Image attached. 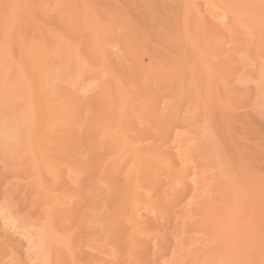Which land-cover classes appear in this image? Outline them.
<instances>
[{
	"label": "rangeland",
	"instance_id": "obj_1",
	"mask_svg": "<svg viewBox=\"0 0 264 264\" xmlns=\"http://www.w3.org/2000/svg\"><path fill=\"white\" fill-rule=\"evenodd\" d=\"M3 1H7V3L9 1H11V3L18 2L16 4L17 6L15 5L16 10H13L15 6L11 7L12 4L7 6V4L3 3ZM3 1L0 0V15H2V17L0 18L2 20H0V24L3 23L1 24L2 28L0 26V31H3V34L0 33L2 34V37L0 36V69L2 66H4V64H8L7 68H3L8 75L4 72V75H1L4 77L6 74L5 77L7 78H4V84L1 81L3 79H0V83L2 85H0V87H2L0 88V90H3L7 84L6 87L9 88V93L11 92V94L14 95L12 96V98L16 100V102L13 101V99H0V113H2V110L4 109H9L10 111L8 110L5 112L4 110L3 112L7 114L8 112H11L9 114H11L14 118L13 119L11 117V119H9L6 116L7 114L5 115L6 117L2 116L3 113L0 114V122L5 124V126L4 124L2 126V123H0V136H2L6 132H10L11 134V139L6 140L4 144L0 140V146H3L0 147V264H133L134 261L137 264H264V0H186L187 3H185V0H94L95 5L92 4L93 6H91L93 0H89L90 3L89 1H87L88 3H85L86 0H83L84 4L82 0H19L20 2L17 0ZM82 4L84 5L83 7ZM20 6H22L23 8H21ZM90 6L92 8H97L95 9V11L97 10L96 12L98 14L106 11L107 13L104 12V18H106V16L110 17V15L107 14H111V11H115V13L113 12L114 14H111V17L114 15L112 17L113 19H109L107 17L108 20L105 22V20H103V17H99L96 13L98 16V19H96V23V20H91L88 18V12L86 11L87 13H85L84 10L86 9H83L84 7L89 8V11L91 8ZM43 7L46 10L43 9ZM8 8L11 9V11L9 12L10 14L12 13L11 15L7 13V11L9 10ZM48 8L51 12H49ZM107 10H109V12ZM126 11H128V13ZM4 12L9 15V18H11L10 21H12V18H15L14 16H16V19L17 17H21L19 12L22 13V17L20 20L21 22L18 21L21 25L17 24L18 22L15 21V19L14 21L17 23H14L13 21L16 26H20L19 29L21 30H18V27L15 28L16 26H12V22H9V24L6 25L4 24V22L7 23L6 17H8ZM14 13L15 15H13ZM118 14L119 16L122 15L121 18L118 16ZM3 15H5L6 17L3 18ZM103 15L104 14H102V16ZM157 15L158 17L161 16L160 19H157ZM117 17H119L121 20ZM123 17H125V19ZM150 17L155 19H150ZM2 18L6 19V21L3 22ZM87 18L92 21L91 23L90 21H87L90 23V26H88L92 27L96 25L95 28H97V31L94 28L96 33L93 31V29L91 30L92 32L89 31V33H91L90 37L92 38H90L91 42L88 38L89 36L87 35V30H89V27H87L86 25L87 22H85L86 20H88ZM17 20H19V18ZM101 20L103 21L101 22ZM118 20L120 21L118 22ZM152 20L153 22L155 20V23L157 21V25H161L156 26V24H153V22H151ZM162 20L163 23L161 22ZM133 22L135 23V25H138L140 27V31L141 29L144 30L143 34L147 32V35L145 34L146 36H141L143 38H148L146 39L148 40L147 44L145 43L146 40L143 38H140L141 40L136 39L138 33H140V36L142 32L138 30V26L137 29L136 26L133 25ZM100 23L101 25H99ZM37 24H41L45 29H47L46 31L48 34L46 36H48V38L43 35L46 34L44 31L45 29L42 27H39L38 29ZM105 24L108 26H106ZM123 24L125 27L127 24L128 27L126 28H128V30H126L129 33H126V30L124 29V34L121 33L123 32V30L119 31V29H122ZM164 24L166 25V29L164 27ZM4 25L7 27H3ZM115 25L121 26V28H117ZM112 26H115L116 28ZM169 26L172 27L171 30H167V28H170ZM11 27H14L13 30ZM110 27L111 29H116V31L112 29V32L108 33L111 35L110 38L112 39H109L107 35V31L111 30ZM175 28H177V30ZM40 29L44 33H41ZM130 29L132 33L130 32ZM135 29L139 32L136 33ZM156 29L160 31V33H158ZM17 30L19 32H22L18 33ZM29 30L30 32H28ZM23 31L26 32L24 33V35H26L27 37V42H25L26 40L23 35ZM36 31H39L40 35L42 34L43 42L36 39L41 37L40 35L38 36ZM166 31L168 34L164 33L165 35L170 36V34H174L172 40H177L178 44L181 40V45H178L176 41L171 42L170 40H165L164 38H167L168 36H165L163 40L165 41V43H167V41H170V44L168 43L169 45L163 43L161 39L159 40V38L163 37L161 32ZM103 32L104 34H102ZM178 32L179 34H176ZM8 34H13L14 36H8ZM19 34H22L23 37L19 38L21 36H18ZM129 34L130 37L128 36ZM131 34H133V36L135 35L134 38L131 37ZM160 34L162 37L160 36ZM15 35L19 39L23 38L24 47L22 46V49L24 48V51L26 53L29 51H32V53H34L35 51L34 55L32 56L29 55L30 52L29 54L27 53V55H29L27 58L31 60L30 63L32 62V64L28 63V65L30 64L31 66H29L30 70L28 69L29 67L27 65L29 59H27V61L25 58L26 62L24 61V57L22 56L23 50L21 52V50L19 49L20 47H18L22 45V41L18 40L17 38V40L21 43L20 45L18 41L14 40L16 39ZM112 35H115L114 38L112 37ZM125 35V38L127 40L132 38L128 40V43L126 42L125 38H122V36ZM171 36L169 37V39L171 38ZM176 36L181 39H176ZM7 37L12 39L8 41L9 38L7 39ZM96 37L99 38V40ZM174 37L175 39H173ZM33 38L38 40L36 41V43L41 42L43 46L41 45V43L39 45L36 43L32 45L33 41L35 42ZM101 38L104 40V43L101 42L103 41ZM6 39L8 42L6 41ZM50 39L53 40V44L58 40L57 43L60 42L63 46H61L60 43H56L58 45V48H56L57 45L54 44V47L56 49L55 50ZM96 39L98 40L97 43ZM44 40L49 42L51 41L50 43L53 48H51L52 50L48 48L51 56L52 54L54 55V53H56L54 55L55 58L52 57L51 59L57 60L56 57L61 53V57L59 56L60 59L57 60L58 62H52L54 63L53 65H51V62H47V59H50L49 54H47V56L49 57L46 58V61H42L41 57L43 56L44 51H46V47H50L46 46V42L44 43ZM105 40H108L109 43H107L108 41H106L105 43ZM119 40H122V43ZM138 40H140V42H138ZM11 41H13V43H11ZM92 41H94L93 46L91 44L93 43ZM124 41L126 43H123ZM141 41L143 43H141ZM132 42L134 43L133 50L131 49V47L133 46ZM237 42H240V44ZM25 43L28 44L25 45ZM101 43L103 44V46H105V44L107 45L103 47ZM96 44L97 48L94 46ZM123 44L126 45L124 46ZM127 44H131V47L129 48ZM4 45H6V47ZM28 45L31 48L33 46V48L29 50ZM47 45L50 44L47 42ZM35 46H38V49H36ZM91 46L94 50H98V48L100 47V51L96 50L95 52L93 50L92 52ZM193 47H195V50L197 51L196 54ZM6 48H9V50L10 48H12V51L13 49H15L14 52L11 51L15 55V57L9 54L12 58H17L15 60L13 59L14 62L10 61L12 59L6 54L8 53ZM59 48L63 53L60 50L57 51ZM128 48L131 50H128ZM33 49H36L37 51H33ZM155 49L158 50L156 51ZM218 49H221V51L219 52ZM39 51L41 52L39 53ZM186 51L188 52L187 54ZM192 51L194 55L191 53ZM198 51L202 52V58H204L207 63L205 62V64H203L204 60H202L201 62L198 61L202 59L200 58L201 55H199L200 53ZM11 52L9 51V53ZM20 53L22 56L21 59H23L24 64H26L28 68L26 67V65L22 66L23 63L22 61H20L19 57ZM26 53L23 52L24 56H26ZM99 53L101 54L99 56H96ZM183 53H185V55L189 54L188 56H190L191 58V61L188 60L189 57L187 58L189 63H187V60L185 59L186 57L184 58V61L186 60V62L184 63L183 57L185 55L183 56ZM5 54L8 56V59H10L7 61L10 62H5V59H7ZM39 54L41 57L39 56ZM4 55L6 58L3 57ZM205 55L207 56V58ZM36 56H39L41 59L39 57H37L38 59L35 58ZM32 57H34V61ZM219 57L221 60L219 59ZM18 58L20 63L16 61L18 60ZM196 58L199 59L196 60ZM225 58L226 61L224 60ZM2 59H4V61H2ZM35 59H37L38 62L37 60L35 61ZM177 59L180 60L177 61ZM43 60H45L44 56ZM181 60L183 62H181ZM223 60L225 64L223 63ZM39 61L41 64L39 63ZM70 61L76 62L79 65L73 62L71 63ZM197 61L199 62V64L202 63L203 65H206V67H203V65L200 64L203 69L201 67L195 68V70L201 69L203 71V74H201V70H199L201 72H196L194 70V66ZM43 62L45 64H43ZM174 62H181L180 64L182 65L184 63V71L183 68H181L182 70L179 68L182 67L180 64H174ZM226 62L229 64V66L228 64H226ZM1 63L4 64L1 65ZM10 63L14 65H11L9 67ZM15 63L21 70H23V67L24 69L26 67V69L24 70L26 73H24V71H21L20 74H27L25 75L27 78L21 76V78H23L19 80L20 75L17 74L19 72H16L18 67L15 68L16 70H14V67L17 66ZM38 63L40 64V67H38L39 69L36 66V64ZM69 63L70 65L76 64V69L77 66H81V72L86 69V71L84 70L85 73L83 72V78L80 77L82 75L81 73L80 76L78 74L79 69L73 70L74 72L71 71L72 73H70L71 76H74L77 73L75 77L78 76L79 81L83 80V82H81L82 87L80 88V84L77 81L78 78L76 77L77 79L75 81L76 83L78 82L77 85L74 83V80H72L74 78H71L67 73L70 71H65L67 70L65 67H68L67 64ZM145 63L147 64L145 65ZM154 63L159 66H156ZM163 63L168 65L173 63L174 66H172L171 64L168 68V66H165ZM42 64L43 67L44 65H46L44 68L45 71L47 70L46 73L44 71L41 72ZM54 65L56 66L52 67ZM200 65L197 64L195 67ZM146 66L147 69H145ZM71 67H73L74 69L75 66ZM151 67L153 69L152 71H155L154 73L150 70ZM176 67L180 69L178 73L180 71L181 72L177 74V77L178 75L179 77H173V80V75L170 76L173 73L170 74V71L172 68L173 70H178V68ZM19 68L18 70H20ZM60 68L62 69L60 70ZM63 68H65L64 71L66 72V74L64 71H62ZM142 68H144V70H147L146 72L148 73H140L141 77L143 75V77H148L151 74H154V76L151 77L155 78L158 83H156L155 81H151L152 83H150L151 77H149L150 79L142 78L140 80L141 77L139 76V81L136 78V73L138 75ZM155 68H159L156 69L158 73ZM69 69L70 68H68V70ZM166 69L169 71V75L168 73H166V75L163 74V79H160V82L161 80L165 81L164 78H166V76H168V78L170 77V80H172L167 81L168 85H164V87H166L164 88L161 84H165L166 81H163V83L159 85L158 77H161L160 73H162L163 71V73H165ZM38 70H41V73H39ZM48 70H51V72H49ZM0 71H2V69ZM61 71L64 72L63 75L66 78L68 76L69 79L71 78V80L73 81H71V83H73L72 85H70L71 83H69L70 80L68 78L67 79L69 82H65L66 78L62 75ZM48 72L54 73V76H52V78H60V82L58 81V79H56V82L58 81V83L61 84L60 86L58 83L55 84V79H51L52 74L49 75ZM193 72L198 74L195 75V77L199 76V73L202 76L205 75V80H203L204 77H202L201 75L200 76L202 78L199 77L201 78V82L205 81V84L204 82L201 83L198 78L196 79L194 77L196 79L195 80L193 78ZM42 73L49 75L48 80L50 77V82L51 80H53V82L49 83V88L47 87V89L46 87L41 86V78L44 77L45 79V77L47 76L42 75ZM58 73H60L61 75ZM155 73L158 75V77L155 76ZM176 73L177 71L175 72L174 76L176 75ZM181 73H183V76H181ZM13 75L17 77L16 80L14 77L15 81H12L15 83L12 84L11 82V89V84H9L8 82L13 80ZM1 76L0 78H2ZM134 77L135 79L133 80L132 78ZM181 77L184 78L183 83L180 80L182 79ZM176 78H180L179 80L181 81V83L179 81H175ZM27 79L29 81H27ZM33 79H36L34 81L36 83L32 81L35 87L32 84L31 86L33 87L31 88V86H29L31 83L29 82H31V80ZM136 79L138 81H136ZM144 79L148 80L150 83L149 84L147 82L149 87L147 88L148 93H146L147 89H143L144 91L142 90V88H144L143 86L147 85L146 81L143 82V84H145H142V87L140 88H137L136 85L138 84V82L142 83V80ZM18 80L21 84L18 82ZM132 80L134 82L136 81V84L134 86ZM166 80L169 79L166 78ZM61 81H64L65 84L61 83ZM173 81H175L176 84ZM17 83L18 86L16 87ZM23 83L24 87L22 86L21 88L20 86ZM74 84L75 86L77 85L76 88H78V90L82 89V91L79 92L78 90H76V88L74 89ZM156 84L159 87H156ZM198 84L203 85L200 86ZM62 85L63 87H61ZM154 86L156 87V89L159 88L157 90L158 93H153L156 91H153L152 89V87L155 89ZM134 87L136 88L134 89ZM186 87L189 90L184 89ZM86 88H88V90H85ZM137 89H141L143 91H138L140 94L145 93L146 95H140L141 97H147L150 101L151 99H154L155 102H159L158 99L160 98L161 100L158 103L160 105V109H156L157 104L153 101H147L149 102L148 104H153H151L152 106L149 105L150 108L149 106L146 107L147 104L145 105V103L147 102L145 101V98L144 100L143 98H141V100L140 96L138 97V92L136 91ZM149 89H152L153 91L152 93L150 92V95ZM191 89L193 90V93ZM60 90H63L62 93ZM64 90H67L66 92H69L71 94H73L72 91H74L73 96H78V100L77 97H74L76 100H72L78 101L77 105L79 107L74 105V103L76 102L70 103L71 106L74 105V108L70 106V109L73 110L72 112L67 107L69 106V103L66 104V100L64 103H62L64 99H60L62 97L65 98L64 93L66 92ZM185 90H188L189 92L191 90V98L190 93H188L189 95H187V92H185ZM45 91L47 93L46 96L44 95ZM57 91L58 94L60 92V98H58L61 100L58 102L56 101L58 99L57 96H59L56 95ZM128 91L132 93L137 92L135 93L136 96L134 95V93H131L136 98H133V96ZM35 92L37 93V95L39 94V100H37V95ZM128 93L132 96L131 98ZM184 93H186V95H184ZM40 94H42L43 96H41ZM61 94H63V96ZM108 94L110 97L108 96ZM125 94H127V96ZM152 94H155V97H152L150 99V97L153 96ZM70 95H68V97ZM95 95L96 97L97 95L101 96H98V98H100L98 101V98H93L95 97ZM104 95L106 97L108 96L106 100L103 99ZM124 95L127 97L128 101L130 100L128 102L130 104L126 105L127 100L126 97L124 98ZM156 95L157 97H159L157 98ZM39 96L45 101H43V99L40 100ZM79 96L84 99L85 104L84 102H82L83 100L80 99ZM90 96L92 98V103L89 101ZM25 98L26 100L23 101ZM108 98L110 99V101ZM123 98L125 99V101ZM136 99L140 100L137 102L132 101H136ZM33 100H36L37 104ZM67 100L69 101L71 100V98H67ZM101 100H105L106 102L102 104ZM86 101H88V103ZM123 101L126 103L123 104ZM140 101H145V103L142 102L144 104L139 105L142 104L140 103ZM110 102H112V104ZM18 103H26V107L25 105L23 107L25 109V111H23L24 113L20 111L21 108H18ZM107 103L110 105H108L109 108L106 105ZM65 104L67 106H65ZM96 104L98 106V109H100L101 111L105 106L102 111V113L104 114V118L100 117V115L102 116L103 114H99L98 109V111L94 110ZM83 105H85V107ZM36 106H38V109H36ZM92 106L94 107V109H92ZM165 106H167V108ZM169 106L170 108H168ZM143 107L145 108L146 112H148V109H150V114H147L145 110L143 111ZM152 107H156L154 108L155 110H153ZM173 107H177L179 109H174ZM58 108L60 110H56ZM77 108H82L84 110H79ZM106 108H108V111H106ZM119 108L122 114H120V112L118 111ZM163 108H165V111ZM54 109L58 112V114L64 112L61 115H64V117H66L68 120L73 116H78L77 118L75 117L78 122L72 121L75 120L74 117L71 118V122L70 120L68 121L70 123L76 122L77 124L73 123L75 124L74 126L68 125L70 123L66 121L67 119H65L64 121L62 119L63 117H61L60 114L58 115L57 113H55V111H52ZM75 109H77V111H80V115L79 112L74 115L76 111ZM162 109L164 112L161 111ZM170 109L171 112H169ZM37 110H43L46 114L48 113V115L41 111L46 115L43 116L41 113L40 117L43 116L41 117V120L40 118H38L39 115L37 116V114L39 113V111ZM65 110H70L71 113H68H73V115H66L67 113L65 112ZM114 110L116 111V117H121L116 118ZM134 110H137L136 113H138V111H143L140 112L142 113V116H139V114H135L133 112ZM176 110L179 111L180 114ZM94 111L95 114L98 112L96 115L94 114L95 117L93 116ZM151 111H155L153 112L154 115L153 113H151ZM35 112L38 113L36 114ZM111 112L113 116L111 115L109 117ZM176 112L178 114H176L178 117L175 116ZM105 113H109V115L106 116ZM143 113H146V115H143ZM155 113L159 114L158 117L162 116L160 117V120L159 118L156 119L157 116L155 115L157 114ZM130 114L131 116H128ZM170 114L171 116L173 115L172 122L175 121V118L177 117V122L175 121L176 123H170L173 124L172 126L168 124L172 119L170 118V116H167ZM147 116H149L151 119L153 118L151 124H156L157 122V125L159 127L164 121L168 122L165 123L166 126L168 125L167 128L170 127V133L166 132V135V133L164 132L166 130L168 131L167 128L165 129L166 126H161V128L163 127L164 129L163 131V129H160L157 125L154 124V130L152 129L154 132H151L152 127H150V120L146 118ZM165 116L167 117V119ZM26 117L27 120H25ZM91 117H94L95 119ZM105 117H109V119H112L113 117L114 118L113 120H109L107 118V120ZM132 117L133 119H131ZM138 117H140V119ZM44 118H46V120ZM88 118L90 119V121ZM143 118L147 119L149 121V124L148 121L144 120ZM23 119L27 122H22ZM93 119L94 121H92ZM97 119L98 121L102 119V123H97ZM103 119L109 122H104ZM114 119L117 120L115 121ZM177 119L180 120L178 121ZM121 120L123 122H121ZM133 120L136 121L133 122ZM15 121L17 123H15ZM47 121H51L53 124L54 122L55 124L57 122L58 124L53 125L51 122ZM144 121H147V127H150L149 129L151 131L146 127V124V128H143L142 123L144 124ZM8 122L10 125H6ZM12 122H14V125H12ZM94 122H96V124H99L100 126L104 124L103 126L106 129H104V127H101L103 128L101 129V132L100 127L97 126L98 131H95L97 127ZM158 122L159 124H161L159 125ZM65 123L67 124L66 127ZM88 123L89 127L87 125ZM134 123L136 124L133 125ZM16 124H19V126H16ZM105 124H107V127ZM57 125L59 126V129H61V125L62 127H65L66 130L69 129L68 131L72 135L68 137V135L70 134L68 133L67 135L66 133L68 131H65V129L62 128L61 130L64 129V132L66 133H62L59 138L58 134L63 131L60 130L58 132L59 129L57 130ZM76 125L78 127L80 125H83L82 127L86 125L87 128L85 129L80 127L81 129H79ZM132 126L134 128L136 126L137 127L133 129ZM49 128L50 131L47 132V129ZM72 128H77L75 130H78L80 132L79 136L82 132V129L84 130L83 133L85 134V136L84 134H82L83 137H79V144L78 140H76V135L78 137V134H74L76 132L75 130H73L74 133H72ZM131 128L132 130H141V133L138 132V135H136L137 132L135 131L133 133ZM157 128L158 130H160V134L158 132L159 135L156 134L157 130L155 129ZM41 129L43 130V132H45L44 134H46V136L50 135V137H46L45 135H43V133L40 132L42 131ZM45 129L46 131H44ZM54 129L57 130V135ZM92 129L97 132L93 134V131V135H91V137L93 136V139L96 135L95 141L92 139L94 143L96 142L95 144L92 143L93 141L91 142V137L88 135ZM144 129H148L150 133L149 131L143 132ZM86 130H88V134L85 133ZM34 131L36 135L33 134ZM52 131H54L55 133ZM99 132L101 137L98 135ZM142 132L145 135L149 134L148 136L150 138L148 136L145 137V135L143 136ZM122 133L123 135L127 134L128 137L123 136ZM41 134L42 136H44V139L47 138L45 139L46 141L42 139L45 141V143L44 141H41L42 143H40V138H38V135H40L39 137H41ZM65 134L67 135V138H73L72 140H76L77 143L74 144L75 142H71L72 140L66 139V137H64ZM141 134L143 137H139V135ZM55 135L56 137L58 136L57 138L59 139H53V143L55 144L51 145V141L53 140H50V138L54 137ZM73 135H75V138ZM113 135L114 137H112ZM151 136H153V139L154 137L156 139L158 136L160 137V140L159 138H157L156 141L158 140V142L153 141ZM84 137H87V139L89 137L88 141L92 144H90L89 142V144L86 143L87 141L85 142V144H83V141H85L83 139ZM161 137H165V139ZM123 138H125L126 140ZM137 138L141 139L139 140ZM37 139L39 142L35 141ZM112 139H115V142H113L117 146L118 151L115 147H113L114 144L112 143ZM121 139H123V141H121L122 143L120 142ZM131 139H134L136 141L138 140V143L136 144L135 141L133 143ZM33 140L35 144H33ZM59 140H62L63 142L60 143L58 142ZM107 140H111V143H109L110 141L107 142ZM141 140L142 142H140ZM159 141L162 145L159 143ZM11 142L13 143V145H17V147L14 146L16 147L14 151L11 150L9 152L7 150V147L5 149V151L7 152L1 151L4 150V146H8L9 144L11 145ZM70 142L71 144L73 143L72 146L76 145V149L78 148V144V149L80 151L78 149L77 151H75L76 149H74L70 145ZM101 142L105 145L113 144L111 146L112 148L109 149L108 145V147H105ZM130 142L131 144H129ZM154 142H156L159 148H161L160 151L158 146V150L152 148L154 145L156 148V144H154ZM67 143L70 148L72 147V150H69V146L67 147L65 145ZM80 143L84 145V149L82 148V145H80ZM97 143L98 145H96ZM118 143H120V145L124 144L123 147L121 148L122 145L119 146ZM132 143L134 145H132ZM150 143H152V147L151 145H149ZM99 144L103 146L100 147ZM56 145L59 147L60 145H65L68 151H71L72 153L68 152L65 146H61V149L63 147H65V149L63 148L62 150H60V148L56 147ZM86 145L88 148H85ZM88 145L90 146V152ZM92 145L94 146L92 147ZM9 146V150L13 149V146L12 148L11 146ZM95 146H99L100 148L105 147L107 148V150H105V148L100 149ZM19 147L22 148L21 151H17L20 150ZM80 147L82 148V150ZM148 147H151L153 149L152 153V149L150 148L151 150L149 151V153H152L150 155L149 153H146L149 150ZM46 148L50 152L47 151ZM93 148H95V150L99 153L103 150L104 153L102 152L100 153V155L95 152L96 154L94 155L95 150ZM35 149L37 152L35 151ZM98 149H100V151ZM146 149L148 150L146 151ZM115 150L116 152H114ZM155 150L157 152L159 151V153L165 152V154L166 152H168L170 157L172 156L173 158H175L174 161L177 160V162L175 163L179 165L177 168L181 169L180 171L182 172L180 173L184 176L182 175V177L180 173L177 174V171L179 172V170H176L177 165L172 162V160L171 162H169L170 159H166L170 158L168 154H166L168 157H166V155L162 153H160L159 156L157 155V152L154 154ZM25 151L26 153H24V155L23 152ZM64 151H67L70 154L65 153ZM81 151H86L88 153L85 152L86 154L84 155V153H82ZM92 151V155H88L91 154ZM184 151H186V154H184ZM11 152H16V154L20 152L21 155H16L15 153L11 154ZM76 152H78L79 154L81 153V155L76 154ZM144 152L146 153V156L145 154H143ZM35 153H38V155L35 156ZM46 153L49 154V158H47L48 156ZM115 153H117L118 157ZM26 154L29 158H27ZM76 155L78 158L76 157ZM99 155L102 157L103 161H101V157L98 158ZM13 156L16 157L13 158ZM73 156L76 157V160L73 158ZM154 156H157V159H162L164 157L168 161L166 163V160L161 162L164 159L163 158L162 160H160L158 165L157 162L159 160L155 162L156 165L154 163V165L158 169L154 167V169H152V172L155 171V168L156 170H158L154 172V175L157 174L155 176L159 177L160 179L158 180L160 181L157 180L158 182H156L157 177L152 176V178L148 177V180H146L147 178L145 179L144 177L145 181L143 182V179L141 177H143L147 172V166L148 171L151 173L149 169L151 167L149 165L152 162L149 163L148 160H152ZM115 157L118 158H116L118 161H115L116 159L114 160ZM64 158L68 159L69 161V158H71L72 162H69ZM108 158L110 160L113 159L114 161H112L114 163L112 164V161L108 160ZM136 158L138 159L136 160ZM156 158H154V160ZM181 159L184 162L181 161ZM35 160L40 162L37 163L39 165H35ZM104 160L106 165H102L104 163ZM73 161L78 167L80 165L81 169H79L73 163ZM95 161L97 162V166L95 165ZM53 162L54 164L56 163L54 166ZM101 162L102 164H100ZM108 163L111 166L107 165ZM160 164L163 166V168L166 165L170 166L168 168L170 171H167L169 175H164L163 173L165 172V170H167L168 166H166V169L164 168L162 172L163 180L168 177L166 188L168 189L169 187L170 193L166 191L165 187H163L165 180H162V175H160L161 172H159V169H162V166L161 168L158 167L160 166ZM154 165H152V167ZM112 166L114 167L112 168ZM115 166L116 169H119L120 166L122 168L120 170L117 169L119 171L118 174ZM171 167L173 170L170 169ZM75 168L77 169L75 170ZM142 169L144 171H142L143 176L142 173H139ZM77 170L78 172L80 171V173H78ZM137 171L139 174H141L140 179L142 180L137 178L138 176H140ZM171 171H173V173L174 171H176L174 174H176L177 176L174 175ZM149 172H147L148 175L146 174V176L150 175ZM113 173L115 175H113L114 178L113 176H111ZM151 175H153V173H151ZM171 175L178 178H175ZM169 178H171V180H169ZM182 178L184 179L181 181ZM138 179L142 182V184ZM175 179H177L178 181L176 184ZM178 179H180L181 183L184 182V184L181 185ZM110 180H113L115 182H112L114 185L111 183L113 185L111 186L112 188H110L109 186L111 185L109 184L111 182ZM154 180L156 183H158L157 185L153 182ZM171 181L175 184L174 189L172 188V186H170L172 183ZM150 182L151 184L153 182L152 186ZM137 185L144 186L138 188ZM158 185L160 189H158ZM124 186L126 188H133L135 186V189L129 188L128 190H130V192H128L126 191V188H124ZM156 186L158 188H156ZM121 188H123L124 190H122ZM136 188L138 189L136 190ZM136 191L139 193H137ZM163 191L167 192H164L165 196L164 193H162ZM168 193L170 194V197L166 196ZM143 195L147 198V201L150 198V201L147 202L146 200H144L145 198L143 197ZM166 200L167 202H165ZM124 205H127V207H125ZM116 214H118L117 216L122 217L118 218L116 217ZM114 215L116 218H118V221L117 223L115 222V225L119 224V226L116 225L119 229H116V226L113 224V222L116 221L114 220ZM4 217H7L8 219ZM133 236L135 237V239ZM130 239L131 241H129ZM132 239L136 241L135 243L138 244V247ZM127 240L130 243L128 245ZM127 246H131L128 249L129 251H127ZM130 249L132 250L130 251Z\"/></svg>",
	"mask_w": 264,
	"mask_h": 264
},
{
	"label": "bare ground",
	"instance_id": "obj_2",
	"mask_svg": "<svg viewBox=\"0 0 264 264\" xmlns=\"http://www.w3.org/2000/svg\"><path fill=\"white\" fill-rule=\"evenodd\" d=\"M1 1H3V0H1ZM17 1H19V0H17ZM23 1H24V0H23ZM23 1H22V2H23ZM87 1H89V0H86L85 3H88ZM90 1H92V0H90ZM90 1H89V3H90ZM19 2H20V1H19ZM82 2H83V0H82ZM3 3L7 4V6H9V5L12 4L11 7H14L18 2H16V3H11V1H9V2L7 3V1H6V2L3 1ZM185 3H187L186 0H185ZM83 4H84V2H83ZM83 4H82V7L84 6ZM92 4L95 5L94 0H93V3H91V6H93ZM115 4H117V3H115ZM27 5H28V4H27ZM16 6H17V5H16ZM16 6L13 8V10H16V9H15ZM22 6H23V5H22ZM22 6H20V7L23 8ZM30 6H31V5H30ZM30 6H29V8H30ZM32 6H34V5H32ZM36 6H37V5H36ZM86 6H87V4H86ZM88 6H89V4H88ZM91 6H90V7H91ZM44 7H45V5H44ZM44 7H43V9H45ZM59 7H60V6H59ZM94 7H95V6H94ZM60 8H61V7H60ZM8 9H9V8H8ZM83 9H86V10H84L85 13L88 12V15H89L88 18H89V19H91V20H96V19H98V16H99V17L101 16V17H103V20H105V22L108 20V18H109V19H113L112 17H113L114 15L111 17V14H114V13H115V11H113L114 13L111 11V14H107V15H110L111 18H110L109 16H106V18H104L105 13H107L106 11H103V13L98 14V13L96 12L97 10L95 11V9H97V8H92V7H91L90 10H89L90 12L88 11L89 8H85V7H84ZM13 10H12V11H13ZM45 10H46V9H45ZM45 10H44V11H45ZM48 10H49V8H48ZM48 10H47V11H48ZM123 10H124V9H123ZM6 11H7V9H6ZM10 11H11V9H9V10L7 11V13H8L9 15L12 14V13H11V14L9 13ZM24 11H25V10H24ZM47 11H46V12H47ZM60 11H61V10H60ZM86 11H87V12H86ZM107 11L109 12V10H107ZM116 11H117V10H116ZM118 11H119V10H118ZM124 11H125V10H124ZM14 12H15V11H14ZM49 12H51V11L49 10ZM104 12H105V13H104ZM126 12L128 13V11H126ZM4 13H5L6 16H8V17H6L5 15H3V16H4L3 18L6 17V19H7V23H5L4 21H6V19H3V18H2L4 24L6 25V24H9V22H12V26H16V24H14V23H17L18 21L21 20V17H22V13H23V11H22V13L19 12V14L21 15V17H17V19L19 18V20H17V19H16V16H14V17H15L14 19H15V21H17V22H15L13 18H12V21H10L11 18H9V15H7L6 12H4ZM96 13L98 14V16H97ZM0 14H1V13H0ZM34 14H35V13H34ZM102 14H104V15L102 16ZM13 15H15V13H14ZM46 15H47V14H46ZM18 16H19V15H18ZM116 16H117V15H116ZM118 16H119V14H118ZM121 16H122V15H120L119 17L121 18ZM1 17H2V15H0V18H1ZM86 17H87V16H86ZM107 17H108V18H107ZM119 17H117V18H119ZM126 17H127V16H126ZM160 17H161V16H160ZM160 17H158V15H157V19H158V18L160 19ZM8 18H9V19H8ZM88 18H87V19H88ZM120 18H119V19H120ZM123 18L125 19V17H123ZM123 18H122V19H123ZM127 18H128V17H127ZM89 19L86 20V21L84 20V21H85V22L90 21ZM101 19H102V18H101ZM124 19H123V20H124ZM128 19H129V18H128ZM130 19H131V18H130ZM141 19H142V18H141ZM150 19H155V18H151V17H150ZM157 19H156V20H157ZM0 20H1V19H0ZM103 20H101V22H102ZM120 20H121V19H120ZM120 20H118V22H119ZM123 20H122V22H123ZM164 20H165V18H164ZM1 21H2V20H1ZM1 21H0V22H1ZM13 21H14V23H13ZM159 21H160V20H159ZM20 22H21V21H20ZM91 22H92V21H90V23H91ZM95 22L97 23V20H96ZM99 22H100V20H99ZM115 22H116V21H115ZM115 22H114V23H115ZM124 22H125V21H124ZM127 22H128V21H127ZM151 22H153V20H152ZM161 22L163 23V20H162ZM167 22H168V21H167ZM24 23H25V22H24ZM28 23H29V22H28ZM90 23L87 22V24H86L87 27L90 26ZM96 23H95V24H96ZM107 23H108V22H107ZM114 23H113V24H114ZM128 23H129V22H128ZM133 23H134V22H133ZM156 23L158 24L157 21H156ZM156 23H155V20H154L153 24H156ZM1 24H3V23H1ZM1 24H0V26H1ZM13 24H14V25H13ZM17 24H19V22H18ZM103 24H104V23H103ZM108 24H109V23H108ZM113 24H112V25H113ZM129 24H130V23H129ZM131 24H132V23H131ZM157 24H156V26L161 25V24H159V25H157ZM5 25H4L3 27H7V26H5ZM19 25H21V24H19ZM26 25H27V24H26ZM38 25H40V26H38ZM83 25H84V24H83ZM88 25H89V26H88ZM93 25H94V24H93ZM99 25H101V23H100ZM99 25H98V26H99ZM105 25H106V24H105ZM109 25H110V24H109ZM117 25H118V24H117ZM119 25H122V24H119ZM133 25L136 26V28H137V26H138V25H135V23H134ZM28 26H29V25H28ZM106 26H108V25H106ZM115 26H116V25H115ZM115 26H112V27H115ZM134 26H131V27H134ZM149 26H150V25H149ZM165 26H166V25L164 24V27H165ZM17 27H18V28H17ZM19 27H20V26L17 25L15 28H17L18 30H21V29H19ZM37 27H38V29H39V27L44 28L41 24H37ZM37 27H36V28H37ZM92 27H93V28H92ZM92 27H89V28H88L89 30H87V28H86V30L88 31V33H89V31L92 32V31H91L92 29H93L94 32H95V30L97 29V28H95L96 25H95V26H92ZM101 27H102V26H101ZM116 27H117V28H118V27L121 28V26H116ZM116 27H115V28H116ZM126 27H128L127 24H126ZM126 27H125L124 24H123L122 29H119V31H120V30H123V29H124V30H126V29L128 30V28H126ZM162 27H163V26H162ZM164 27H163V28H164ZM169 27H170V28H167V30H168V29H170V30L172 29L171 26H169ZM195 27H196V26H195ZM1 28H2V26H1ZM11 28H12V30H13L14 27H11ZM82 28H83V27H82ZM94 28H95V30H94ZM98 28H99V27H98ZM129 28H130V27H129ZM138 28H139V29H138ZM138 28H137V29L140 31V27H139V26H138ZM3 29H4V28H3ZM9 29H10V28H9ZM38 29H37V30H38ZM44 29H45V28H44ZM44 29H43V30H44ZM83 29H84V28H83ZM110 29H111V27H110ZM112 29H113V28H112ZM112 29H111L110 31H107V35H108L109 39H112V38H110L111 35L108 34L109 32H112ZM165 29H166V27H165ZM175 29L177 30V28H175ZM1 30H2V29H1ZM4 30H5V29H4ZM14 30H15V29H14ZM18 30H17L18 33H21V32H22V31L19 32ZM22 30H23V28H22ZM40 30H41V29H40ZM46 30H47V29L44 30L46 34H43V35H45V36L48 34ZM76 30H79V29H76ZM113 30L116 31V29H113ZM124 30H123V32H121L122 34H124ZM127 30H126V33H129V32H127ZM138 30L135 29L136 33L139 32ZM142 30H143V29H141V31H140V32H142L141 35L139 36L140 33H138L137 38L135 37L136 39L143 38V37H141V36H146V35H147V32H145V34H146V35H145V34H143V33H144V30H143V31H142ZM156 30H157V29H156ZM156 30H155V31H156ZM6 31H7V30H6ZM6 31H4V32H6ZM82 31H84V30H82ZM96 31H97V30H96ZM119 31H118V32H119ZM2 32H3V31H2ZM2 32L0 31V33H2ZM28 32H30V30H29ZM36 32H37V34H38V36H39V35H40V32H39V31H36ZM36 32H35V33H36ZM38 32H39V33H38ZM130 32H131V29H130ZM157 32L160 33V31H158V30H157ZM157 32H156V33H157ZM24 33H26V32L23 31V35H24ZM41 33H44V32H42V30H41ZM83 33H85V32H83ZM88 33H87V35L89 36L88 38H89V40H90V38H91V37H90V36H91L90 34H91V33H89V34H88ZM95 33H96V32H95ZM114 33H115V32H114ZM131 33H132V32H131ZM164 33L168 34L167 31H166V32H161V34L163 35V37H162L161 34H160V36H161L162 38H159V40L161 39V41H162L163 43H165V41L163 40V38H164L165 36H168V35H165ZM234 33H235V31H234ZM2 34H3V33H2ZM2 34H0L1 37H2ZM51 34H52V33H51ZM102 34H104V32H103ZM169 34H170V33H169ZM176 34H179V32L176 33ZM176 34H175V35H176ZM231 34H232V33H231ZM11 35H13V34H8V36H11ZM20 35H21V36H20ZM53 35H54V34H53ZM94 35H95V34H94ZM107 35H106V36H107ZM126 35H127V34H126ZM126 35H125V36H122V38L124 39V38L126 37ZM131 35H132L131 37L134 38L135 35H134V36H133V34H131ZM157 35H159V34H157ZM171 35H172V36H171ZM173 35H174V34H170V36H171L170 39H169L170 36H168L167 38H164V39H165V40H166V39H167V40H170L171 42H172V41H174V42L176 41V43H177V40H172ZM215 35H216V34H215ZM233 35H235V34H233ZM13 36H14V35H13ZM13 36H12V37H13ZM18 36H20L19 38L23 37L22 34H19ZM40 36H41V37H39L40 39H39V38H36V39L42 41V34H41ZM61 36H62V35H61ZM61 36H60V38H61ZM63 36H64V35H63ZM103 36H104V35H103ZM114 36H115V35H114ZM114 36L112 35L113 38H114ZM128 36L130 37V34H129ZM128 36H127V37H128ZM138 36H139V37H138ZM179 36H180V35H179ZM219 36H220V35H219ZM219 36H217V37H219ZM15 37H16V39H14V40H16V41H18V40L22 41V45H21V43L18 41L19 44H20L21 46H18V44H17V46L20 47L19 49L21 50V52H22V50H23V52L26 53V52L24 51L25 49H24V48L22 49L23 42H24V41H23V38H22V39H19L16 35H15ZM24 37H25V40H26V38H27L26 35H24ZM46 37L48 38V36H46ZM49 37H52V36H49ZM100 37H101V36H100ZM117 37H118V36H117ZM129 37H128V38H129ZM147 37H148V36H147ZM157 37H158V36H157ZM8 38H9V37H7V39H8ZM17 38H18V40H17ZM55 38H56V36H55ZM96 38H97V37H96ZM122 38H121V39H122ZM132 38H130V39H132ZM7 39H6V41H7ZM10 39H12V38H9L8 41H10ZM33 39H34V38H33ZM33 39H32V40H33ZM36 39H34L35 42L33 41L32 45H33L34 43H36V41H38V40H36ZM44 39H45V37H44ZM91 39H92V38H91ZM97 39L99 40V38H97ZM97 39H96V43H97V41H98ZM101 39H102V38H101ZM109 39H108V40H109ZM125 39H126V38H125ZM130 39H128V40H130ZM143 39L146 40V39H148V38L145 37V38H143ZM143 39H142V41H143ZM173 39H175V37H174ZM176 39H179V40H180L181 38H179V37L176 36ZM215 39H216V38H215ZM4 40H5V37H4ZM14 40H13V41H14ZM32 40H31V41H32ZM47 40H48V39H47ZM50 40L52 41V42H51V41H50V42L53 44V40H52V39H50ZM58 40H59V38H58ZM58 40H57V42H58ZM62 40H63V39H62ZM93 40H94V39H93ZM102 40H103V39H102ZM108 40H105V43H106V41H108ZM128 40L126 39V42H127V43H128ZM140 40H141V39H140ZM140 40H138V42H140ZM179 40H178V41H179ZM8 41H7V42H8ZM13 41H11V43H13ZM31 41H30V42H31ZM94 41H95V40H94ZM94 41H92L93 43H91L92 46H93V44H94ZM119 41L121 42L122 40H119ZM142 41H141V43H143ZM170 41H169V42L167 41V43H165V44H168V43L170 44ZM0 42H1V40H0ZM18 42H17V43H18ZM25 42H27V40H26ZM42 42H43V41H42ZM45 42H46V43H45ZM47 42H48L50 45H47ZM50 42L44 40V43L46 44V46H50V47H46L47 49L45 48L46 51L49 52V53H47L46 51H44L43 56H44L45 60H43V56L41 57L40 54H39V56L42 58V61H46V58H48V57L50 56V59L48 58L49 60L47 59V62H48V61L51 62V63H52V62H55V61L58 62L57 60L60 59L59 56L61 57V53L59 52L60 55L57 56L58 58L56 57L57 60H55V59L53 60V59H51V58L54 57V55H55L56 53H54V55L52 54V56H51V53H50V51L48 50V48H50V50H52L51 48H53L55 45L59 44L60 42H59V43L56 42L57 44L54 43L55 45L53 44V47L51 46V43H50ZM90 42H91V40H90ZM101 42L104 43V40L101 41ZM126 42L124 41L123 43H126ZM133 42H135V41H133ZM133 42H132V43H133ZM144 42H145V41H144ZM147 42H148V40H146L145 43L147 44ZM174 42H173V43H174ZM179 42H180L179 44L181 45V42H182V41L180 40ZM194 42H195V41H194ZM14 43H15V42H14ZM40 43H41V42H40ZM40 43H36V44L39 45ZM62 43H63V42H62ZM107 43H109V41H108ZM121 43H122V42H121ZM176 43H175V45H176ZM237 43L240 44V42H237ZM26 44H28V43H25V45H26ZM60 44H61V43H60ZM101 44H102V43H101ZM146 44H145V45H146ZM169 44H168V45H169ZM177 44H178V43H177ZM179 44H178V45H179ZM41 45L43 46L42 43H41ZM106 45H107V44H105V46H106ZM123 45L125 46L126 44H123ZM130 45H131V44H127V46H128L129 48L131 47ZM171 45H172V44H171ZM194 45H195V44H194ZM196 45H197V44H196ZM245 45H246V43H245ZM245 45H244V46H245ZM4 46L6 47V45H4ZM7 46H8V45H7ZM30 46H31V44H30ZM30 46L28 45V49H29V50L33 48V46H32V48H31ZM61 46H63V45L61 44ZM92 46H91V49L93 48ZM94 46L96 47L97 44L94 45ZM99 46H100V45H99ZM102 46H103V44H102ZM105 46H103V47H105ZM172 46H173V45H172ZM242 46H243V45H242ZM242 46H241V47H242ZM5 47H4V49H5ZM10 47H11V46H10ZM23 47H24V46H23ZM29 47H30V48H29ZM35 47H36V46H35ZM37 47H38V46H37ZM37 47H36V49H38ZM103 47H102V48H103ZM133 47H134V43H133V46L131 47L132 50H133ZM176 47H177V46H176ZM197 47H198V46H197ZM221 47H222V46H221ZM25 48H27V47H25ZM56 48H58V45L56 46ZM61 48H63V47H61ZM96 48H97V47H96ZM96 48H95V49H96ZM129 48H128V50H131V49H129ZM169 48H170V47H169ZM193 48H194V50H195V47H193ZM11 49H12V48H10V50H9V48H8V49L6 48V50H7V52H8V53H6V54H7L8 56H10L9 54H11V55H13V57H15V55L12 53V52H14L15 49H13V51H12ZM19 49H18V50H19ZM36 49H33V51L36 50ZM54 49H55V47H54ZM99 49H100V47L98 48V50H99ZM175 49H176V48H175ZM196 49H197V48H196ZM222 49H223V48H222ZM243 49H244V48H243ZM247 49H248V47H247ZM8 50H9L10 52H11V51H12V52L9 53ZM29 50H28V51H29ZM55 50H56V49H55ZM55 50H54V51H55ZM59 50H60V48H59L57 51H59ZM93 50H94V49H92V52H93ZM96 50H97V49H96ZM96 50H94V51L96 52ZM98 50H97V51H98ZM102 50H103V49H102ZM102 50H101V53H102ZM155 50L157 51L158 49H155ZM170 50H171V49H170ZM179 50H180V49H179ZM36 51H37V50H36ZM54 51H53V52H54ZM60 51L62 52V50H60ZM99 51H100V50H99ZM188 51H189V49H188ZM213 51H214V50H213ZM218 51L220 52L221 49H218ZM222 51H223V50H222ZM0 52H1V51H0ZM23 52H22V56L24 57V61H25V58H26V60L29 59V58H27L29 55L32 56V55H34V53H35V51H34V53H32V51H31V52L29 51L30 54H29V52H27L29 55H27V53H26V54H25L26 56H24ZM40 52H41V51H39V53H40ZM53 52H52V53H53ZM194 52H195V54H196L197 51L195 50ZM198 52H199V51H198ZM31 53H32V54H31ZM62 53H63V52H62ZM101 53H99V54L96 55V56H99ZM187 53H188V52L186 51V54H187ZM189 53H190V52H189ZM191 53L194 55L193 51H192ZM199 53H200L199 55H201L202 52H199ZM216 53H217V52H216ZM221 53H222V52H221ZM6 54H5V55H6ZM36 54H37V53H36ZM41 54H42V53H41ZM47 54H49V56H47ZM57 54H58V53H57ZM93 54H94V53H93ZM95 54H97V53H95ZM130 54H131V53H130ZM175 54H176V53H175ZM5 55H4L3 57H5ZM7 55H6L7 59H5L6 57L4 58V59H5V62H10V61H13V59H14V60L17 59V58H12V57L10 56V58L12 59V60H10V59H8V56H7ZM19 55H20V56H19V57H20V61H22V63H23L22 66H23V65L25 66L26 64H24L23 59H21V58H22L21 53H20ZM37 55H38V54H37ZM182 55L184 56L185 53H183ZM188 55H189V54H188ZM188 55H185V56L183 57V61H184V58H185V57H186V58H185L186 60H187L188 57H189L188 60L191 59L190 56H188ZM39 56H36L35 58H37V57H39ZM158 56H159V55H158ZM205 56H206V55H205ZM40 57H39V58H40ZM171 57H172V56H171ZM221 57H222V56H221ZM32 58H33V61H34V57H32ZM41 58H40V59H41ZM54 58H55V57H54ZM200 58H202V55L200 56ZM206 58H207V56H206ZM230 58H231V57H230ZM4 59H2V61H4ZM37 59H38V58H37ZM37 59H35V61H36ZM197 59H199V58H196V60H197ZM219 59H220V57H219ZM231 59H232V58H231ZM0 60H1V59H0ZM7 60H10V61H7ZM50 60H51V61H50ZM52 60H53V61H52ZM179 60H180V59H179ZM179 60L177 59V61H179ZM186 60L184 61V63L186 62ZM188 60H187V63H189ZM202 60H204V58H202V59H200V60H198V61L201 62ZM220 60H221V59H220ZM224 60L226 61V58H225ZM224 60H223V63H224ZM16 61H17L18 63H20L19 58H18V60H16ZM27 61H28V60H27ZM30 61H31V60L29 59V61L27 62V65H28V63H30ZM42 61H41V62H42ZM183 61L181 60V62H183ZM190 61H191V60H190ZM198 61H197V62H198ZM13 62H14V61H13ZM17 62H16V63H17ZM25 62H26V61H25ZM37 62H38V60H37ZM70 62L72 63L73 61H70ZM181 62H180V63H181ZM193 62H194V61H193ZM197 62H196V64H195V66H196L197 64H198V65H200V64L203 65V64H205L206 61L204 60L203 64H202V63L199 64V62H198V63H197ZM16 63H15V64H16ZM39 63H40V61H39ZM39 63L36 64L37 68L40 67V64H41V63H40V64H39ZM73 63H76V62H73ZM175 63H178V62H174V64H175ZM180 63H178V64H180ZM184 63H183V65H185ZM206 63H207V62H206ZM3 64H4V63H1V65H3ZM30 64H32V62H31ZM30 64L28 65V67L30 66ZM43 64H45V63L43 62ZM43 64L41 65L42 67H43ZM49 64H50V63H49ZM53 64H54V63H52L51 65H53ZM76 64H77V63H76ZM76 64H75V65H73V64L70 65V63L67 64L68 67H65V68L67 69V70H65V71H66V72H67V71H70V72H67V73L70 75V73H72L71 71L79 69V73H78V74H79V76H80V73H81L82 75H81L80 77L83 78V72L85 73L86 69H84L85 71L83 70V72H81L82 70L80 71V69H81L82 67H81V66H80V67L77 66V69H76ZM146 64H147V63H145V65H146ZM154 64L156 65V63H154ZM163 64H164V63H163ZM171 64H172V66H174L173 63H171ZM171 64H170V65H171ZM224 64H225V63H224ZM226 64H228V63L226 62ZM11 65H12V64L10 63L9 67H10ZM13 65H14V64H13ZM13 65H12V66H13ZM16 65H17V64H16ZM27 65H26V67H27ZM77 65H79V64H77ZM164 65H165V66L167 65L168 68L170 67V65H168V64H164ZM164 65H163V66H164ZM176 65H177V64H176ZM180 65H181L182 67H179V68H180V69L183 68V65H182V64H180ZM193 65H194V63H193ZM201 65H200V66H197V67L194 66V70H195V68H199V67H201ZM7 66H8V64H7V65L4 64V66L1 67L2 71H0V72H1L2 74L0 73V76H1V75H4V73H6V71H4L5 69H3V68H4V67L7 68ZM32 66H33V65H32ZM45 66H46V65H44L43 68L41 67V70H42V71L40 70L41 72H43V71H44L45 73L47 72V70H46V71L44 70ZM55 66H56V65H54V66H52V67H55ZM71 66H75L74 69H73V67H71ZM152 66H154V65H152ZM156 66H159V65H156ZM161 66H162V65H161ZM178 66H179V65H178ZM204 66L206 67V65H203V67H204ZM228 66H229V64H228ZM16 67L19 68V66L17 65V66L14 67V70H16V69H15ZM26 67H25V69H26ZM28 67H27V68H28ZM30 67H31V66H30ZM30 67L28 68L29 70H30ZM33 67H34V66H33ZM78 67H79V68H78ZM18 68H17V71H16V72H19V73H17V74L20 75V77H19V80H20V79L23 78V77L21 78V76L26 77L25 75H27V74H25V75H24V74L21 75V74H20L21 71H24L25 69H24V67H23V68H22L23 70H21L20 68H19L20 70H18ZM65 68H63L62 71H64ZM68 68H70V69H72V70H70V69L68 70ZM166 68H167V67H166ZM168 68H167V69H168ZM176 68H178V67H176ZM179 68H178V70H177V69L173 70V68L171 69L170 74H171V73H173V74H171L170 76L173 75L172 78H173V77H177V74H179V73L181 72V71H180V72L178 73V71L180 70ZM201 68H202V67H201ZM1 69H0V70H1ZM12 69H13V68H12ZM38 69H39V68H38ZM61 69H62V68H60V70H61ZM142 69H143V72H142ZM142 69H141V71L138 73V75H137V73H136V76H137V77H136V76H135V77H136L138 80H139L138 77L140 76V73H141V74H142V73L145 74L144 72L147 71V70H144V68H142ZM145 69H147V66L145 67ZM156 69H159V68H155V70H156ZM163 69H164V67H163ZM167 69H166V72H165V73H163V72H164L163 70H162L163 72L161 71L162 73L159 72L160 75H161V77H160V76L158 77V75L155 73V74H156L155 76H157V77L159 78V85H160L161 83H163V81H164V80H161V82H160V79H163V77H162L163 74L166 75V73H168V75H169V71H168ZM184 69H185V67L183 68V71H184ZM202 69H203V68H202ZM205 69H206V68H205ZM9 70H10V68H9ZM31 70H32V69H31ZM150 70H151V71L153 70L152 67H151ZM181 70H182V69H181ZM199 70H201V69H198V70H195V71L197 72V71H199ZM35 71H36V70H35ZM35 71H34V72H35ZM38 71H39V70H38ZM40 71H39V73H41ZM48 71H49V70H48ZM62 71H61V72H62ZM65 71H64V72H65ZM148 71H149V70H148ZM156 71H157V70H156ZM159 71H160V70H159ZM176 71H177V73H176V75L174 76V74H175ZM183 71H182V72H183ZM201 71H202V70H201ZM201 71H199V72H201ZM3 72H4V73H3ZM7 72H8V71H7ZM49 72H51V70H50ZM49 72H48V73H49ZM64 72H62V75H63ZM66 72H65V74H66ZM73 72H74V71H73ZM137 72H138V71H137ZM152 72L154 73L155 71H152ZM10 73H11V72H10ZM22 73H23V72H22ZM24 73H26V72L24 71ZM39 73H38V74H39ZM75 73H76V71H75ZM146 73H148V72H146ZM149 73H150V72H149ZM157 73H158V71H157ZM183 73H184V72H183ZM183 73H181V74H182L181 76H183ZM193 73H194V72H193ZM6 74H7V73H6ZM6 74H5V76H6ZM51 74H52V75H51ZM58 74H60V73H58ZM68 74H67V75H68ZM201 74H203V71L201 72ZM201 74L199 73V76H196V77H195V75H198V74H197V73H194L193 78H194V77H195L196 79L198 78L199 81L201 82V78L205 76V75L202 76ZM7 75H8V74H7ZM15 75H16V74H15ZM42 75L45 76V75H47V74L42 73ZM42 75H41V76H42ZM49 75H51V79H53V80L55 79V78H52V76H54V73H49ZM49 75H47V76H46L47 78L45 77V79H44V77L41 78V79H42V80H41V86H42V87H46V89H47L49 83L53 82V80H51V82L49 81V80H50V77H49V80H48V76H49ZM55 75H56V73H55ZM60 75H61V74H60ZM67 75H66V76H67ZM75 75H77V73H76ZM75 75H74V76L72 75L73 77L70 75V77H71V78H74V79H72V80H74V83H75V84H77V83L79 82V84H80L79 88H80V87H82V86H81V85H82L81 82H83V80H82V81H79L78 76H76V77L78 78V80H77L78 82L76 83L75 81H76L77 78L75 77ZM147 75H149V74H147ZM200 75H201L202 77H201ZM5 76H4V77L1 76L2 78H0V79H3V80H1V81L3 82V84H4V82H5V81H4V78H7V77H5ZM11 76H12V74H11ZM11 76H10V77H11ZM41 76H40V77H41ZM63 76H64V75H63ZM143 76H144V75H143ZM143 76H142V77L140 76V77H141L140 80H141L142 78H146V79H147V78H149V77H151V76H154V74H151V75L148 76V77H147V76L143 77ZM14 77H15V76L13 75V77H12L13 80H11L10 82H8V81H7V82H8L9 84H11L12 81H15V80H16V77H17V76L15 77V80H14ZM38 77H39V75H38ZM58 77H59V76H58ZM64 77H65V76H64ZM68 77H69V76H68ZM68 77H67V78H68ZM135 77L132 78V79L134 80ZM157 77H156V78H157ZM164 77H165V76H164ZM178 77H179V75H178ZM178 77H177V78H178ZM199 77H201V78H199ZM26 78H27V77H26ZM26 78H25V79H26ZM65 78H66V77H65ZM65 78H64V79H65ZM67 78H66V79H67ZM71 78H70V79L68 78V79L70 80V82L68 81V79H67V80L65 79V82L68 81L69 83H71V81H72ZM166 78L169 79V80H166ZM166 78H164L165 81H166V83H165V84H161L163 87H164V85H165V86L168 85V82H167V81H171V80H172V79L170 80V77L168 78V76H166ZM177 78H176L175 81H179L180 83H181V81H182V83H183L184 78H182V77H181L182 79L179 78L181 81H180L179 79H177ZM195 78H194V79H195ZM56 79H58V81L60 82V80H59L60 78H56ZM56 79H55V82H56ZM137 79H136V81H138ZM146 79L142 80V83H141V82H138V84L135 83L136 81L134 82V81L132 80V82L134 83L133 86L136 84V85H137V88H138V87H139V88L142 87L143 82L146 81V84H147V82L149 83V81L146 80ZM149 79H150V78H149ZM152 79H154V80H152ZM196 79H195V80H196ZM205 79H206V78L204 77L203 80H205ZM19 80H18V82H19ZM35 80H36V79L31 80V82H29V83H31L30 85H29L28 83H27V84H28L29 86H31ZM140 80H139V81H140ZM173 80H174V78H173ZM1 81H0V82H1ZM24 81H25V80H24ZM27 81H29V80L27 79ZM32 81H33V82H32ZM58 81H57L55 84H57ZM151 81H153V82L155 81L156 83H158L157 80H156L155 78H153V77H151V79H150V83H152ZM165 81H164V82H165ZM175 81H173V82L176 84ZM16 82H17V81H16ZM21 82H22V81H21ZM65 82H64V81H61V83H63V84H65ZM72 82H73V81H72ZM203 82H204V84H205V81H202L201 83H203ZM13 83H15V82H12V84H13ZM19 83H20V82H19ZM34 83H36V82H34ZM140 83H141V85H140ZM150 83H149V84H150ZM174 83H173V84H174ZM9 84H8V86H9ZM12 84L10 85L11 89H12ZM20 84H21V83H20ZM58 84H59V86L61 85L60 83H58ZM72 84H73V83H71L70 85H72ZM75 84H74V89H75V88L77 87V85H78V84H77V85L75 86ZM144 84H145V83H144ZM144 84H143V85H144ZM0 85H1V83H0ZM14 85H16V84H14ZM52 85H53V84H52ZM139 85H140V86H139ZM153 85H154V84H153ZM193 85H194V84H193ZM198 85H200V84H198ZM202 85H203V84H201L200 86H202ZM1 86H2V85H1ZM6 86H7V84H6ZM6 86L4 87L3 90H0V99H2V98H3V100H4L5 98H6V99H13L12 96H14V95H12L11 92L9 93V88L6 87ZM17 86H18V83H17L16 87H17ZM22 86L24 87V83H23L20 87L22 88ZM26 86H27V85H26ZM26 86H25V87H26ZM29 86H28V87H29ZM33 86H34V84H33ZM33 86H31V88H32ZM50 86H51V85H50ZM155 86H156V87H159V86H157V84H156ZM155 86H154V87H155ZM162 86H161V87H162ZM16 87H15V88H16ZM34 87H35V86H34ZM51 87H52V86H51ZM56 87H57V86H56ZM61 87H63V85H62ZM143 87H144V88H142V90H143V89H147V88H149V87H148V84H147L146 86H143ZM156 87H155V89L152 87L153 91L156 90L155 92H153L152 89H149V95H150V92H151V93H152V92H153V93H158L157 90H158L159 88L156 89ZM0 88H2V87H0ZM21 88H20V89H21ZM48 88H49V87H48ZM52 88H53V87H52ZM135 88H136V87H134V89H135ZM164 88H166V87H164ZM13 89H14V88H13ZM50 89H51V88H50ZM54 89H55V87H54ZM184 89H188V88L186 87V88H184ZM22 90H24V89H22ZM52 90H53V89H52ZM76 90H78V88H76ZM85 90H88V88H86ZM89 90H90V89H89ZM93 90H94V88H93ZM140 90H141V89H140ZM140 90L137 89L136 91L138 92V91H140ZM142 90H141L140 92H143V91H144V90H143V91H142ZM188 90H189V89H188ZM188 90H185V92H187V95H189L188 93H190V98H191V95H192V94H191V90H192V89L190 90V92H189ZM18 91H19V90H18ZM29 91H30V90H29ZM60 91H61V93H62L63 90H60ZM64 91H65V90H64ZM66 91H67V90H66ZM66 91H65V92H66ZM71 91H72V90H71ZM78 91L80 92V91H82V89H80V90H78ZM130 91H132V90H130ZM130 91H128V92H130ZM133 91H135V90H133ZM21 92H22V91H21ZM24 92H25V91H24ZM40 92H41V91H40ZM40 92H39V93H40ZM52 92H54V91H52ZM75 92H76V91H75ZM88 92H89V91H88ZM137 92H133L135 96H136L135 93H137ZM19 93H20V92H19ZM35 93H36V92H35ZM66 93H67V92H66ZM66 93H64V95H65L64 97H65V98H63V97L60 98V95H59L60 92H59V94H58V91H57V92H56V95H59V96H57V98L59 97L61 100L64 99L62 103H64L65 100H66L65 103H66V104L69 103V106H67L66 104H65V106H67L69 109H70V106H71L70 103H73V102H76V103H74V105H76L77 107H79V106L77 105V104H78V101H75V100H76V99H75L76 97H77V100H78V96H75V95L73 96L74 91H72L73 94H71V93L68 92L69 94L67 93V96H66ZM108 93H109V92H108ZM131 93H132V92H130V94H131ZM133 93H132V94H133ZM138 93H139V92H138ZM138 93H137L138 97H139L140 95H141V96H146L145 93H142V94H140V93L138 94ZM146 93H148V89H147V92H146ZM192 93H193V90H192ZM30 94H31V92H30ZM30 94H29V95H30ZM70 94L72 95V97H71ZM84 94H85V91H84ZM105 94H106V93H105ZM128 94H129V93H128ZM130 94H129V95H130ZM132 94H131V95H132ZM16 95H17V94H16ZM21 95H22V93H21ZM21 95H20V96H21ZM23 95H24V93H23ZM36 95H37V93H36ZM38 95H39V94H38ZM38 95L36 96V97H37V100H39ZM40 95L43 96L42 94H40ZM44 95H45V96L47 95L46 91L44 92ZM61 95L63 96V94H61ZM68 95H70V96L68 97ZM76 95H77V94H76ZM106 95H107V94H106ZM125 95L127 96V94H125ZM125 95H124V98L126 97ZM131 95H130V98H131L132 96H133V98L135 97L134 95H132V96H131ZM152 95H153V96H151L150 99H151L152 97H153V98L155 97V96H154L155 94H152ZM184 95H186V93H184ZM184 95H183V96H184ZM25 96H26V95H25ZM48 96H49V95H48ZM98 96H100V95H97V97H96V95H95V97H93V98H96V99H97ZM104 96H105V95H104ZM104 96H103V99L106 100V98L109 96V94H108L107 97H106V96L104 97ZM141 96H140V99L143 98V100H144V98H145V101H146V102H147V101H150V100H148L149 98H147V97H141ZM22 97H23V96H22ZM22 97H21V98H22ZM36 97H35V98H36ZM39 97H40V96H39ZM74 97H75V98H74ZM79 97H80V96H79ZM100 97H101V96H100ZM109 97H110V96H109ZM138 97H137V98H138ZM148 97H149V96H148ZM156 97H157V95H156ZM158 97H159V96H158ZM158 97H157V98H158ZM184 97H185V96H184ZM18 98H19V95H18ZM59 98H58V99H59ZM67 98H68V99L71 98V100H69L70 102L67 100ZM124 98H123V99H124ZM135 98H136V97H135ZM186 98H187V96H186ZM15 99H16V98H15ZM42 99H43V98H42ZM42 99H41V97H40V100H42ZM58 99L56 100L57 102H58V101H61L60 99H59V100H58ZM72 99H75V100L73 101ZM80 99H82V97H80ZM87 99H89V98H87ZM87 99H86V100H87ZM91 99H92V98H91V96H90L89 101L92 103ZM99 99H100V98H98L97 101H98ZM108 99H109V98H108ZM120 99H122V98H120ZM140 99H139V100H140ZM18 100H19V99H18ZM18 100H17V101H18ZM25 100H26V98H25L23 101H25ZM82 100H83L82 102H84V104H85L84 99H82ZM105 100H104V101L101 100L102 104L106 102ZM126 100H127V97H126ZM139 100L136 99V101H135V100H132V101H133V102H137V101H139ZM141 100H142V99H141ZM158 100H159V102H160L161 99L159 98ZM158 100H157V101H158ZM0 101H1V100H0ZM10 101H12V100H10ZM13 101L16 102V100H14V99H13ZM23 101H22V102H23ZM33 101L36 102V100H33ZM43 101H45V100L43 99ZM54 101H55V100H54ZM67 101H68V102H67ZM79 101H80V100H79ZM97 101H96V102H97ZM107 101H108V100H107ZM109 101H110V99H109ZM124 101H125V99H124ZM124 101H123V104H125L126 102H127L126 105H127V104H130V103H128L130 100H129V101L127 100L126 102H124ZM145 101H140V103H142V102L145 103ZM151 101L155 102L154 99H151ZM151 101H150V102H151ZM2 102H3V101H2ZM15 102H13V103H15ZM31 102H32V101H31ZM82 102H81V103H82ZM86 102L88 103V101H86ZM93 102H94V101H93ZM159 102H155V103L157 104V106H156L157 108H156V107H154V108H156L157 110L160 109V108H159L160 105L158 104ZM29 103H30V102H29ZM52 103H53V102H52ZM62 103H61V104H62ZM99 103H100V101H99ZM110 103L112 104V102H110ZM144 103L139 104V105H143ZM148 103H149V102L145 103V105L147 104L146 107H148L149 105L153 104V103H151V104H148ZM19 104H21V103H18V108H21V109H22V108L24 107V105H25V107H26V103H25V104H21V105H19ZM36 104H37V102H36ZM56 104H58V103H56ZM79 104H80V102H79ZM82 104H83V103H82ZM131 104H132V102H131ZM22 105H23V106H22ZM58 105H60V104H58ZM62 105H63V104H62ZM62 105H61V106H62ZM74 105H72L71 107L74 108ZM91 105H92V104H91ZM99 105H100V104H99ZM106 105L108 106L109 104L107 103ZM139 105H137V106H139ZM19 106H21V107H19ZM76 106H75V107H76ZM80 106H81V105H80ZM83 106L85 107V105H83ZM88 106H89V105H88ZM94 106H95V105H94ZM107 106H106V107H107ZM109 106H110V105H109ZM109 106H108V108H109ZM134 106H136V105H134ZM151 106H152V105H151ZM153 106H155V105H153ZM59 107H60V106H59ZM67 107H66V109H67ZM81 107H82V106H81ZM89 107H90V106H89ZM96 107H97V108H96ZM102 107H103V106H102ZM131 107H132V106H131ZM165 107L167 108V106H165ZM62 108H63V107H62ZM64 108H65V107H64ZM73 108H72V109H73ZM100 108H101V106H100ZM104 108H105V106L103 107V109H104ZM108 108H106V111H108ZM125 108H128V107H125ZM138 108H139V107H138ZM149 108H150V106H149ZM152 108H153V107H152ZM154 108H153V110H155ZM168 108H170V106H169ZM173 108L176 109L177 107H176V108L173 107ZM21 109H20V111H22V113H24L23 111H25V109H24V108H23L22 110H21ZM36 109H38V106H36ZM40 109H42V108H40ZM40 109H39V110H40ZM44 109H46V108H44ZM77 109H79V108H77ZM77 109H75L76 111L74 110V111H75L74 115H75L77 112H79V115H80V111H77ZM80 109H82V108H80ZM80 109H79V110H80ZM92 109H94L93 106H92ZM97 109H98V106H97V104H96L94 110H95V111H98V110H99V111H98L99 114H100V113L103 114V113H102L103 109H102V111H101L100 109H98V110H97ZM163 109H164V111H165V108H163ZM163 109L161 110L162 112H164ZM177 109H179V108H177ZM4 110H5V112H6V111H8L9 109H7V110L4 109ZM4 110H2V113H3L4 115H3L2 113H0V114H2V116H4V117L7 116V118L11 119L12 115L9 114V113H11V112H8V114H9V115H8L7 113L3 112ZM39 110H37V111H39ZM50 110H51V109H50ZM56 110H60V109L58 108V109H56ZM70 110H71V109H70ZM70 110H69V111L65 110V112L67 113V114H66V113H65V114L68 115L69 113H71V112L73 111V110H71V112H70ZM82 110H84V109H82ZM82 110H81V111H82ZM144 110H145V108L143 107V111H144ZM149 110H150V109H148V112H146V110H145V112L148 114V113H149ZM151 110H152V109H151ZM9 111H10V110H9ZM41 111L45 113V111H43V110H41ZM41 111H39V113L37 112L38 114L35 112V113L37 114V116L39 115L38 118H40V119H41V117L48 115V113H47V114L45 113V114H46V115H45V114H43ZM52 111H55V109L52 110ZM52 111H51V112H52ZM95 111H94V113H93V116H94V117H95V115L98 113V112H97V113L95 114ZM100 111H101V112H100ZM111 111H112V110H111ZM118 111L120 112V114H122L121 111H120V108H119ZM136 111H137V110H134L133 112H134L135 114H139V116H142V115H141L142 113H140V112H143V111H138V113H136ZM176 111H177V110H176ZM0 112H1V110H0ZM61 112H62V111H61ZM68 112H69V113H68ZM131 112H132V111H131ZM131 112H130V113H131ZM153 112H155V111H153ZM153 112L151 111V113H153ZM162 112H161V113H162ZM169 112H171V109L169 110ZM177 112L179 113V111H177ZM177 112L175 113V116L178 115ZM20 113H21V112H20ZM41 113H42L43 116L40 117ZM55 113L58 114L57 111H55ZM55 113H54V114H55ZM63 113H64V112L59 113V114H60L61 117H63L62 119L65 121V119H67V118L64 117V115H61V114H63ZM106 113H107V112H106ZM106 113H105V115L107 116V115H109L110 111H109L108 114H106ZM146 113H145V114L143 113V115H146ZM159 113H160V111H159ZM172 113H173V111H172ZM6 114H7V115H6ZM59 114H58V115H59ZM94 114H95V115H94ZM114 114H115V117H116V111H115V110H114ZM149 114H150V113H149ZM155 114H157V115H155V116H157L156 119L159 118V120H160V117H162V116H159V117H158L159 114H158V113H155ZM176 114H177V115H176ZM179 114H180V113H179ZM5 115H6V116H5ZM55 115H56V114H55ZM55 115H54V116H55ZM69 115H73V113H72V114H69ZM111 115H112V112H111V114L109 115V117H110ZM153 115H154V113H153ZM2 116H1V117H2ZM9 116H10V117H9ZM60 116H59V117H60ZM97 116H98V115H97ZM112 116H113V115H112ZM128 116H131V114L128 115ZM128 116H127V117H128ZM136 116H137V115H136ZM167 116H170V118H172V119L170 120V122L168 123V122L164 121V122H163V123L165 124V125H164V124L162 123V120H161V123H162L163 126H166V123H168L170 126H172L173 124H170V123L175 122V121H176V118H177L178 116L175 118V121H173V122H172V120H173V115L171 116V114H170V115H167ZM175 116H174V117H175ZM27 117H28V116H27ZM27 117L25 118V120H27ZM68 117H69V116H68ZM73 117H74V119H75V117L77 118L78 116H73ZM73 117H71V118H73ZM94 117H91V118H94ZM100 117H103V118H104V114H103L102 116L100 115ZM109 117H105V118H106V119H107V118L109 119ZM118 117H121V116H117L116 118H118ZM163 117H164V113H163ZM165 117H166V116H165ZM12 118H13V117H12ZM38 118H37V119H38ZM46 118H47V117H46ZM46 118H44V119L46 120ZM71 118L69 119L70 122H71V120H72ZM98 118H99V117H98ZM113 118H114V117H113ZM113 118H112V119L110 118L109 120H113ZM138 118L140 119V117H138ZM146 118H148V119L150 120V124H151V121L153 120V118L151 119L149 116H147ZM170 118H169V119H170ZM13 119H14V118H13ZM13 119H12V120H13ZM88 119H89V118H88ZM88 119H87V121H88ZM94 119H95V118H94ZM94 119H93L92 121H94ZM108 119H107V120H108ZM131 119H133V117H132ZM143 119H144V118H143ZM143 119H142V122H143ZM164 119H165V118H164ZM166 119H167V117H166ZM166 119H165V120H166ZM180 119H181V116H180ZM180 119H179V120H180ZM1 120H2V119H1ZM38 120H39V119H38ZM41 120H42V119H41ZM41 120H40V121H41ZM53 120H54V119H53ZM53 120H52V122H53ZM69 120L67 119L66 121L68 122ZM101 120H102V119H100V121H101ZM114 120L116 121L117 119H114ZM127 120H128V118H127ZM144 120H147V119H144ZM177 120H178V119H177ZM179 120H178V121H179ZM5 121H6V120H5ZM23 121H24V119L22 120V122H23ZM36 121H37V120H36ZM40 121H39V122H40ZM56 121H57V120H56ZM61 121H62V120H61ZM61 121H60V122H61ZM72 121H77V119L72 120ZM89 121H90V119H89ZM96 121H97V123H102V121L100 122V121H98V119H97ZM103 121H104V122H109V121H106V120H104V119H103ZM135 121H136V120H133V122H135ZM147 121H148V120H147ZM147 121H146V122L144 121V122H145L144 124L142 123L143 128H146L147 125L149 124V121H148V124H146ZM155 121H156V120H155ZM24 122L26 123L27 121H24ZM47 122H51V121H47ZM52 122H51V123H52ZM70 122H68V123H70ZM77 122H78V121H77ZM121 122H123V121L121 120ZM121 122H120V123H121ZM133 122H132V123H133ZM153 122H154V121H153ZM165 122H166V123H165ZM176 122H177V121H176ZM176 122H175V123H176ZM0 123H2V122H0ZM5 123H6V122H5ZM13 123H14V122H12V125H14ZM15 123H17V122L15 121ZM18 123H19V122H18ZM51 123H49V124H51ZM62 123H63V122H62ZM62 123H61V124H62ZM73 123H76V122H73ZM73 123H70V124H68V125H72V126H74L75 124H73ZM92 123H93V122H92ZM124 123H125V122H124ZM126 123H127V121H126ZM129 123H130V120H129ZM136 123H137V122H136ZM136 123H134L133 125H135ZM161 123H160V124H161ZM175 123H174V124H175ZM3 124H4V123H2V126H3ZM8 124H9V122H8L6 125H8ZM35 124H36V123H35ZM37 124H38V123H37ZM39 124H40V123H39ZM52 124H53V123H52ZM54 124H55V122H54ZM54 124H53V125H54ZM56 124H58V123L56 122ZM56 124H55V125H56ZM65 124H66V123H65ZM76 124H77V123H76ZM94 124H96V122H94ZM145 124H146V127H145ZM153 124H154V125H157V122H156V124H155V123H152V124H151V126H150V127H152L151 130L153 129V126H154ZM158 124H159V122H158ZM160 124H159V125H160ZM9 125H10V124H9ZM12 125H11V126H12ZM17 125L19 126V124H16V126H17ZM23 125H24V124H23ZM23 125H22V126H23ZM53 125H52V126H53ZM87 125H88V127H89V123H88ZM103 125H104V124H103ZM103 125L100 126L99 124H96V127L99 126V127H100V131L102 132L101 129H103V128H101V127H104ZM105 125H106V127H107V124H105ZM162 125H160V127H159L158 125H157V126H158L160 129H163V127L161 128ZM4 126H5V124H4ZM57 126H58V125H57ZM66 126H67V124L65 125V127H66ZM72 126H71V127H72ZM76 126H77V125H76ZM76 126H75V127H76ZM82 126H83V125H80L79 127L77 126V128H79V129H81V128H85V129H86V128H87L86 125H85L84 127H82ZM92 126H93V125H92ZM120 126H122V125H120ZM157 126H156V127H157ZM7 127H8V126H7ZM9 127H10V126H9ZM35 127H36V126H35ZM55 127H56V126H55ZM65 127H62V125H61V129L64 128L65 131H68L69 129L66 130ZM71 127H70V128H71ZM80 127H81V128H80ZM108 127H109V126H108ZM125 127H126V126H125ZM125 127H123V128H125ZM136 127H137V126H136ZM136 127H135V128H136ZM150 127H149V128H150ZM154 127H155V126H154ZM167 127H168V125L165 127V129H166ZM23 128H24V127H23ZM50 128H52V127H50ZM50 128L47 129V132L50 131ZM77 128H75V129H77ZM109 128H110V127H109ZM109 128H108V129H109ZM123 128H122V129H123ZM132 128L135 129L133 126H132ZM132 128H131V130H132ZM143 128H141V129H143ZM147 128H148V127H147ZM149 128H148V129H149ZM171 128H172V127H171ZM26 129H27V128H26ZM33 129H34V128H33ZM37 129H38V128H37ZM58 129H59V126H58L57 130H58ZM61 129H59L58 132H59ZM64 129L61 130V131H63V132H60V134H58V133L56 132L57 130L54 129L55 132H56V135L58 134L59 138H60V135H61L62 133H63V134L66 133V132H64ZM75 129L72 128V131L75 130ZM94 129H95V128H94ZM94 129H92L91 131L89 130L91 134H90V133L88 134V132H87L88 130H86L85 133H87V134L91 137V135L97 133V132H95V131H98V127L96 128L95 131H94ZM104 129H106V128L104 127ZM118 129H119V128H118ZM122 129H120V130H122ZM148 129H146V130L144 129L143 132H145V131L148 132V131L150 130V129H149V130H148ZM167 129H168V131H167V130L164 131V129H163V131H164L165 133H166V132L170 133V132H169L170 127L167 128ZM12 130H14V129H12ZM35 130H36V129H35ZM41 130H42V129H41ZM151 130H150V131H151ZM153 130H154V129H153ZM153 130H152L151 132H154ZM155 130H157L156 134H158V132H159V134H160V130H158V128L155 129ZM44 131H46V129H45ZM75 131H76V130H75ZM83 131H84V130L82 129V132H81L80 136H79V133H80V132H79L78 130H77L75 133H74V131L72 132V133H74L75 135L78 134V137H77V135H76V140H78L79 137H81L82 134H84ZM93 131H94V133L92 134ZM132 131H133V133L136 131V132H137L136 135H138V132L141 133V130H138V131H137V130H132ZM132 131H131V132H132ZM150 131H149V133H150ZM161 131H162V130H161ZM24 132H25V131H24ZM40 132L43 133V135L46 136V134H44L45 132H43V130L40 131ZM52 132H54V131H52ZM55 132H54V133H55ZM77 132H78V133H77ZM143 132H142V133H143ZM147 132H146V133H147ZM164 132H163V133H164ZM54 133H53V134H54ZM68 133H69V131H68L66 134L68 135ZM113 133H114V132H113ZM161 133H162V132H161ZM33 134L36 135V134H35V131H34ZM33 134H32V135H33ZM66 134H65V135H66ZM69 134H70V133H69ZM110 134H112V133H110ZM159 134H158V135H159ZM56 135H55L54 137L51 136L52 138H50V140H53V139H55V138H56V139H59V138H57L58 136L56 137ZM65 135H64V137H66V139H70V138H67V135H66V136H65ZM71 135H72V134L68 135V137H70ZM75 135H73L74 138H75ZM98 135L100 136V132H99ZM122 135H123V133H122ZM132 135H133V134H132ZM132 135H131V137H132ZM144 135H145V134L143 133V136H144ZM148 135H149V134H146L145 137L148 136ZM150 135H151V134H150ZM163 135H165V134H163ZM166 135H167V133H166ZM39 136H40V135H38V138H40V139H39V140H40V143H42L45 139H47V138L44 139V136H42V134H41V137H39ZM62 136H63V135H62ZM84 136H85V134H84ZM123 136L128 137L127 134H124ZM143 136H142V134L139 135V137H143ZM46 137H50V135H49V136L47 135ZM64 137H63V140H64ZM82 137H83V136H82ZM92 137H93V136H92ZM92 137L90 138V139H91V142H92L93 140L95 141V139H96V135L94 136V139H93ZM100 137H101V136H100ZM112 137H114V135H113ZM133 137H134V136H133ZM137 137H138V136H137ZM145 137H144V139H145ZM148 137H149V136H148ZM97 138H98V137H97ZM149 138H150V137H149ZM151 138H152L153 141H156L157 138H159V140H160V137H158V136H157L156 139H155V137H154L155 140L153 139V136H151ZM161 138H163V137H161ZM8 139H11V134H10V132H6V133H4L2 136H0V140L2 141L3 144H4V142H5L6 140H8ZM42 139H44V140H42ZM56 139H55V140H56ZM61 139H62V137H61ZM72 139H73V138H72ZM72 139H70V140H72ZM83 139L85 140V141H83V142H84L83 144H85L86 141H87L86 143L89 142V141H88V140H89V137H88V139H87V137H84ZM92 139H93V140H92ZM123 139H125V138H123ZM123 139H121L120 142L123 141ZM135 139H136V138H135ZM137 139H139V138H137ZM140 139H141V138H140ZM140 139H139V140H140ZM144 139H143V141H144ZM146 139H147V138H146ZM163 139H165V137H164ZM70 140H69V141H70ZM76 140H72L71 142H73V143L75 142L74 144H76V143H77ZM114 140H115V139H114ZM114 140L112 139V143L114 144L113 147H115L116 150L118 151V148H117V146H116L115 143H114V142H115ZM125 140H126V139H125ZM1 141H0V142H1ZM35 141H38V139L35 140ZM41 141H42V142H41ZM45 141H46V140H45ZM45 141H44V143H45ZM80 141H81V140H80ZM94 141H93L92 143H94ZM109 141H110V142H109ZM109 141L107 140V142L111 143V140H109ZM113 141H114V142H113ZM131 141H133V143H134V141H135L136 144L138 143V142H137L138 140L136 141V140H134V139H131ZM17 142H18V141H17ZM33 142H34V140H33ZM38 142H39V141H38ZM38 142H36V143H38ZM53 142H54V140L51 141V145H52V144H55V143H53ZM58 142L61 143V142H63V141H62V140H59ZM58 142H57V144H58ZM67 142H68V141H67ZM71 142H70V145L72 146L73 143L71 144ZM91 142H89V143L92 144ZM98 142H99V141H98ZM140 142H142V140H141ZM140 142H139V144H140ZM156 142H158V140H157ZM156 142H154V144H156V148H155V145H154V146L152 145L153 142L150 143L149 145H151V147L153 146L152 148L158 150L159 146L157 145ZM11 143H12V142H11ZM15 143H16V142H15ZM15 143H14V144H15ZM18 143H19V142H18ZM64 143H65V142H64ZM89 143H88V144H89ZM95 143H96V142H95ZM95 143H94V144H95ZM101 143H102V142H101ZM101 143H100V144H101ZM121 143H122V142H121ZM123 143H124V142H123ZM133 143H132V145H134ZM159 143H160V141H159ZM159 143H158V144H159ZM6 144H7V143H6ZM6 144H5V145H6ZM33 144H35V142H34ZM62 144H63V143H62ZM78 144H79V140H78ZM78 144H77V146H78V148H79V145H78ZM83 144L80 143V145H82V148L84 149V147H83L84 145H83ZM100 144H99L100 147L103 146V145L106 147V146L108 145V144L105 145L104 143H102L103 145H100ZM113 144H112V145H113ZM124 144H125V143H124ZM124 144H123V145H124ZM129 144H131V142H130ZM160 144H161V143H160ZM0 145H1V144H0ZM9 145H10V144H9ZM9 145H8V146H9ZM65 145H66L67 147L69 146L68 143L65 144ZM65 145H60V147H61V146H65ZM96 145H98V143H97ZM112 145H111V144L108 145V146H109V149L112 148V147H111ZM118 145L121 146L122 144L120 145V143H118ZM123 145L121 146V148L123 147ZM161 145H162V144H161ZM161 145H160V146H161ZM8 146H7V145L4 146V150H1V151L7 152V151H5V149H6V147H7V150L10 152L11 150L14 151L15 148L17 147L16 144L13 145V143H12L10 146H11V148H12V146H13V149H10V150H9V149H8ZM10 146H9V147H10ZM14 146H16V147H14ZM33 146H35V145H33ZM66 146H65V147H66ZM75 146H76V145H74V146H72V147H73L74 149H76ZM88 146H89V145H88ZM93 146H94V145H92V147H93ZM99 146H95V147L100 148ZM108 146H107V147H108ZM126 146H127V145H126ZM126 146H125V147H126ZM157 146H158V148H157ZM184 146H185V145H184ZM0 147H3V146H0ZM56 147L60 148V147L57 146V145H56ZM65 147H63V148L65 149ZM67 147H66V149H67ZM72 147H71V148H72ZM86 147H87V145L85 146V148H86ZM105 147H102V148H105ZM127 147H128V146H127ZM151 147H148L149 150L146 149V151L148 150V152H146V153H149V151L152 149ZM161 147H162V146H161ZM185 147H186V146H185ZM19 148H20V147H19ZM48 148H49V147H48ZM63 148H62V149H63ZM71 148H70V146H69V150H72ZM78 148H77V149H78ZM80 148H81V147H80ZM82 148H81V150H82ZM87 148H88V147H87ZM102 148H100V149H102ZM150 148H151V149H150ZM1 149H2V148H1ZM21 149H22V148H20V150H17V151H21ZM46 149H47V148H46ZM62 149L60 148V150H62ZM77 149H76L75 151H77ZM91 149H92V148H91ZM93 149L95 150V148H93ZM100 149H98V150L100 151ZM160 149H161V148H159V151H160ZM41 150H42V149H41ZM78 150H79V149H78ZM87 150H88V149H87ZM87 150H86V151H87ZM105 150H107V148H105ZM112 150H113V149H112ZM116 150H115L114 152H116ZM156 150L154 151V154L157 152ZM185 150H186V149H185ZM35 151H36V149H35ZM35 151H34V152H35ZM47 151H49V150L47 149ZM67 151H68V149H67ZM67 151H64V152H65V153L71 152V151H68V152H67ZM73 151H74V150H73ZM75 151H74V152H75ZM79 151H80V150H79ZM79 151H78V152H79ZM86 151H84V152L81 151V152L84 153V155H85L86 153H88V152H86ZM159 151L157 152V155L160 156V153H162V152L159 153ZM32 152H33V151H32ZM36 152H37V151H36ZM49 152H50V151H49ZM49 152H48V153H49ZM51 152H52V151H51ZM78 152H76V154H79ZM85 152H86V153H85ZM89 152H90V146H89ZM95 152L98 153V154H100V153L103 152V150H102V152L100 151V153H99L98 151L95 150V151H94V155L96 154ZM151 152L153 153V149L151 150ZM185 152H186V151H184V154H186ZM13 153L16 154V152H13ZM13 153L11 152V154H13ZM24 153H26V151L23 152V154H24ZM48 153H46L47 156H48L47 158H49V154H48ZM71 153H72V152H71ZM92 153H93V151L91 152V154H88V155L91 156ZM103 153H104V152H103ZM112 153H113V152H112ZM123 153H124V152H123ZM146 153L144 152L143 154H145V156H146ZM152 153H149V155L152 154ZM182 153H183V149H182ZM182 153H181V155H182ZM15 154H14V155H15ZM17 154H18V155H19V154L21 155L20 152H18ZM17 154H16V155H17ZM23 154H22V155H23ZM27 154H28V153H27ZM27 154H26V155H27ZM42 154H43V152H42ZM68 154H70V153H68ZM68 154H67V155H68ZM98 154H97V155H98ZM115 154H116V156H117V153H115ZM143 154H142V156H143ZM162 154L166 155V154H168V152H166V154H165V152H163ZM162 154H161V155H162ZM4 155H5V154H4ZM24 155H25V154H24ZM28 155H29V154H28ZM28 155H27V158H29ZM36 155H38V153H35V156H36ZM71 155H72V154H71ZM74 155H75V154H74ZM79 155H81V153H80ZM82 155H83V154H82ZM100 155H101V154H100ZM100 155H99L98 158L101 157ZM121 155H122V154H121ZM124 155H125V154H124ZM149 155H147V156H149ZM164 155H163V156H164ZM44 156H45V155H44ZM64 156H65V155H64ZM168 156H169V154H168ZM168 156L166 155V157H168ZM14 157H16V156H13V158H14ZM17 157H18V156H17ZM51 157H52V155H51ZM76 157H77V155H76ZM76 157L73 156L74 159H75ZM117 157H118V156H117ZM117 157H115L114 160H115ZM137 157H138V156H137ZM156 157H157V156H154V158H156ZM169 157H170V156H169ZM171 157H172V156H171ZM171 157H170V158H166V159H170L169 162H171V160H172V162H174V163L177 162V160L174 161L175 158L172 157V158H173V159H172ZM178 157H179V156H178ZM181 157H185V156H181ZM11 158H12V157H11ZM44 158H45V157H44ZM56 158H57V157H56ZM73 158H72V159H73ZM77 158H78V157H77ZM91 158H92V157H91ZM122 158H123V156H122ZM126 158H127V157H126ZM126 158H125V159H126ZM154 158H153V159L151 158L153 161H152V160H148L149 163L152 162L151 164L154 165V163L157 162V161L159 160V161L157 162V165H158V163L160 162V160H162L164 157H163V158H162V157H159V158H162V159H157V158H156V159H155L156 161L154 160ZM38 159H39V158H38ZM64 159H66V158H64ZM69 159H70V161H69L68 159H66V160H68L69 162H72L71 158H69ZM101 159H102V157H101ZM105 159H106V158H105ZM117 159H118V158H117ZM117 159H116L115 161H118ZM133 159H134V158H133ZM137 159H138V158H136V160H137ZM139 159H140V158H139ZM166 159L164 158L161 162L165 161ZM39 160H40V159H39ZM60 160H61V159H60ZM75 160H76V159H75ZM75 160H74V161H75ZM87 160H89V159H87ZM96 160H97V159H96ZM108 160H110V159L108 158ZM112 160H113V159H112ZM112 160H110V161H112ZM114 160H113V161H114ZM185 160H186V158H185ZM68 161H67V162H68ZM74 161H73V163H74ZM92 161H94V160H92ZM97 161H98V160H97ZM101 161H103V159H102ZM113 161H112V164L114 163ZM181 161H183V160L181 159ZM35 162H36L35 165H36L37 163H40V162H38V161H36V160H35ZM64 162H65V161H64ZM75 162H76V161H75ZM106 162H107V161H106ZM166 162H168V161L166 160L165 163H166ZM179 162H180V159H179ZM183 162H184V161H183ZM183 162H182V165H183ZM50 163H51V162H50ZM73 163H72V164H73ZM96 163H97V162L95 161V165H96ZM115 163H116V162H115ZM123 163H124V161H123ZM147 163H148V162H147ZM55 164H56V163H55ZM55 164H54V162H53V166H54ZM74 164L76 165V163H74ZM79 164H81V163H79ZM100 164H102V162H101ZM100 164H99V165H100ZM143 164H144V163H143ZM151 164L149 165V166L151 167V168H149V169H150L151 173H153V175H151V173L148 171V166H147V172H149L150 175H149V176H146V174L148 175V173L146 172L145 175L143 176V172H144V171H143V169H142L141 172H139V173H142V176H143V177H141V174L138 173V171H139V168H138L137 173H138L140 176H138L137 178L140 179V177H141V178L143 179V182H144V181H145V180H144V177H145V179L147 178L146 180H148V179H149L148 177L152 178V176L157 175V174L154 175V172H155V171H158V170H156V168H157V167L155 166L156 163H155V165H154L153 167H152ZM162 164H163V163H162ZM167 164H168V163H167ZM175 164L177 165V166H176V170H177V169L179 170V172L177 171V174H179V173L182 172V171H180L181 169L177 168L179 165H178L177 163H175ZM180 164H181V163H180ZM37 165H39V164H37ZM50 165H51V164H50ZM99 165H98V166H99ZM102 165H106V164H105V160H104V163H103ZM102 165H101V168H102ZM107 165L111 166L109 163H108ZM121 165H122V164H121ZM144 165H145V164H144ZM146 165H148V164H146ZM165 165H166V164H165ZM169 165H170V163H169ZM76 166H77V165H76ZM76 166H75V167H76ZM96 166H97V165H96ZM122 166H123V165H122ZM161 166H162V165L160 164V166H158V167L161 168ZM166 166H168V165H166ZM166 166H165V167H166ZM174 166H175V165H174ZM37 167H38V166H37ZM77 167H78V166H77ZM80 167H81V166L79 165L78 168L81 169ZM105 167H106V166H105ZM113 167H114V166H112V168H113ZM118 167H119V166H118ZM154 167H156V168H155V171L152 172V169H154ZM165 167H164V168H165ZM169 167H170V166L167 167V170H165V172H163V170H164L163 166H162V169H159V170H160L159 172H161L160 175H162V180H163V173H164V175H165V174H168L167 171L169 170V169H168ZM82 168H83V167H82ZM99 168H100V167H99ZM103 168H104V167H103ZM143 168H144V167H143ZM76 169H77V168H75V170H76ZM79 169H78V170H79ZM115 169H116V166H115ZM117 169H118V168H117ZM117 169H116V170H117ZM120 169H122L121 166H120V168H119L118 170H120ZM157 169H158V168H157ZM165 169H166V168H165ZM170 169H172V167H171ZM38 170H39V168H38ZM78 170H77V172H78ZM113 170H114V169H113ZM118 170H117V171H118ZM172 170H173V169H172ZM108 171H109V170H108ZM117 171H116V172H117ZM142 171H143V172H142ZM145 171H146V170H145ZM169 171H170V170H169ZM77 172H76V173H77ZM162 172H163V173H162ZM171 172L173 173V171H171ZM175 172H176V171H174V173H175ZM41 173H42V172H41ZM78 173H80V171H79ZM108 173H109V172H108ZM118 173H119V171L117 172V174H118ZM169 173H170V172H169ZM174 173H173V174H174ZM138 174H137V175H138ZM180 174H181V173H180ZM109 175H111V174H109ZM113 175H114V173H113L111 176H113ZM168 175H169V174H168ZM168 175H167V176H168ZM174 175H176V174H174ZM182 175H183V174H181V176H182ZM114 176H115V175H114ZM114 176H113V178H114ZM118 176H119V175H118ZM171 176H173V175H171ZM176 176H177V175H176ZM176 176H173V177L178 178V177H176ZM183 176H184V175H183ZM183 176H182V177H183ZM116 177H117V175H116ZM116 177H115V178H116ZM155 177H157V176H155ZM169 177H170V176H169ZM108 178H109V176H108ZM113 178H112V179H113ZM167 178H168V177H166V178L164 179V180H165V183H164L165 186L163 185V187H165L166 191L170 193L169 187H168V189L166 188V187H167L166 185H167V182H168V179H167ZM179 178H180V177H179ZM139 179H138V180H139ZM142 179H140V180H142ZM158 179H160V178L157 177L156 182L160 181V180H158ZM183 179H184V178H182L181 181H182ZM113 180H114V179H113ZM113 180H110L111 182H110L109 184H111L112 182L115 183ZM140 180H139V181H140ZM157 180H158V181H157ZM164 180H163V181H164ZM166 180H167V181H166ZM169 180H171V178H169ZM175 180H176V182H175V184H176L178 181H177V179H175ZM178 180H179V182H180V179H178ZM115 181H116V180H115ZM136 181H137V180H136ZM153 182L156 183L155 180H154ZM153 182H152V184H153ZM171 182H172V181H171ZM113 183H112V184H113ZM135 183H136V182H135ZM140 183L142 184L141 181H140ZM180 183H181V182H180ZM112 184L109 185L110 188H112L111 186L114 185V184H113V185H112ZM141 184H140V185H141ZM150 184H151V182H150ZM150 184H149V185H150ZM152 184H151V186H152ZM157 184H158V183H156V185H157ZM173 184H174V183L172 182L171 185H170V184H169V185L172 186V188L174 189L175 184H174V185H173ZM182 184H184V182H182L181 185H182ZM143 186H144V185H142V186H138V185H137L138 188H139V187L141 188V187H143ZM134 187H135V186H134ZM134 187H133V188L131 187V188H132V189H135ZM158 187H159V185H158ZM158 187L156 186V188H158ZM163 187H162V189H163ZM124 188H126V187L124 186ZM129 188H130V187H129ZM129 188L127 187V188H126V191L130 192V190H128ZM131 188H130V189H131ZM138 188H136V190H137ZM156 188H155V189H156ZM121 189L124 190L123 188H121ZM158 189H160V187H159ZM165 189H164V190H165ZM134 191H135V190H134ZM134 191H133V192H134ZM146 191H147V190H146ZM146 191H145V192H146ZM151 191H152V188H151ZM166 191H163L162 193H164V192L167 193ZM111 192H112V191H111ZM136 192H137V191H136ZM137 193H139V192H137ZM165 193H164V196H165ZM169 193L166 195L167 197H170V196H169V195H170ZM130 194H134V193H130ZM145 194H146V193H145ZM145 194H144V195H145ZM144 195H143V197L145 198L144 200H146L147 198H146ZM149 195H150V194H149ZM149 195H148V196H149ZM162 195H163V194H162ZM130 197H131V195H130ZM139 197H140V196H139ZM142 199H143V198H142ZM149 199H150V198H149ZM149 199H148V201H147V200H146V201L149 202V201H150ZM167 199H168V198H167ZM164 200H165V199H164ZM169 200H171V199H169ZM169 200H168V201H169ZM142 201H143V200H142ZM143 202H144V201H143ZM165 202H167V200H166ZM124 206H125V205H124ZM141 206H142V205H141ZM125 207H127V205H126ZM143 207H144V206H143ZM141 208H142V207H141ZM117 215H118V214H116V217H118V218L122 217V216H117ZM119 215H120V214H119ZM114 217H115V215H114ZM116 217H115V218H116ZM4 218H7V217H4ZM8 218H9V216H8ZM8 218H7V219H8ZM110 218H111V217H110ZM115 218H114V220H116V221L113 222L114 225H115V222L117 223V221H118V220H117L118 218H116V219H115ZM126 218H128V217H126ZM7 219H6V220H7ZM112 220H113V218H112ZM125 221H126V220H125ZM119 222H120V221H119ZM120 223H121V222H120ZM11 224H12V223H11ZM116 225L119 226V224H116ZM116 225H115V226H116ZM120 226H121V225H120ZM115 228H116V229H119V228H117V226H116ZM121 230H122V228H121ZM114 231H115V230H114ZM133 237H134V236H133ZM134 239H135V237H134ZM134 239H132V240H133V242L135 243L136 241H135ZM129 241H131V239H130ZM129 241L127 240V242H128L127 245L130 244ZM137 243H138V242H137ZM135 244H136V243H135ZM137 245H138V244H136V246H137ZM134 246H135V245H134ZM129 247H131V246H129ZM129 247L127 246V251H129V250H128ZM137 247H138V246H137ZM131 250H132V249H130V251H131ZM126 255H127V252H126ZM131 256H133V255H131ZM134 258H135V257H134ZM136 260H137V259H136ZM132 262H133V261H132ZM132 262H131V263H132ZM134 263L137 264L135 261L133 262V264H134Z\"/></svg>",
	"mask_w": 264,
	"mask_h": 264
}]
</instances>
